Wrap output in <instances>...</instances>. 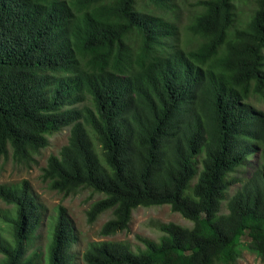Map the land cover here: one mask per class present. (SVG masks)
Returning a JSON list of instances; mask_svg holds the SVG:
<instances>
[{
  "label": "trees",
  "instance_id": "obj_1",
  "mask_svg": "<svg viewBox=\"0 0 264 264\" xmlns=\"http://www.w3.org/2000/svg\"><path fill=\"white\" fill-rule=\"evenodd\" d=\"M233 1L199 0L182 45L167 0H76L81 16L64 0H0V159L29 168L68 128L42 178L101 197L87 219L111 211L102 237L140 207L192 223H157L141 247L90 242L84 264H236L243 249L264 261V112L252 101L264 99V0L241 27ZM0 201V264H77L65 209L39 251L29 182L1 184Z\"/></svg>",
  "mask_w": 264,
  "mask_h": 264
},
{
  "label": "rangeland",
  "instance_id": "obj_2",
  "mask_svg": "<svg viewBox=\"0 0 264 264\" xmlns=\"http://www.w3.org/2000/svg\"><path fill=\"white\" fill-rule=\"evenodd\" d=\"M67 2L77 16H81L82 9L75 6L76 0H64ZM199 0H167L168 8L164 10L165 14L173 18L180 29V42L182 45H188L191 35L188 34L187 27L191 23V19L197 13ZM235 5V27H241L249 21L252 12L257 7V0H234ZM253 104L264 112V99H254ZM69 137V129L50 138V145L42 150L36 157V163L29 168L18 166L9 158L0 159V185L1 184H18L24 180L29 182L32 194L37 203L43 209V223L41 224L38 234L39 238L35 247L42 251L45 249L48 237L49 221L55 216L58 207L65 209L67 217L71 220L74 227L77 242L75 251L78 254L77 264H84L81 260V252L83 247L90 242L115 241L125 242L133 248L140 246L138 237L150 240H158L160 232L157 229V223H175L182 227L191 228L192 223L182 218L179 214L173 213L168 206L138 208L133 211L131 222L127 231L119 232L111 237H102L100 234L102 226L112 217L111 211H107L100 215L95 222L89 223L87 212L92 204L101 197L92 196L89 191L82 190L76 194L66 196L50 189L47 182L42 178V169L45 167L47 159L51 156H57L61 148L67 144ZM252 161H256L255 155L251 157ZM238 177L249 176L253 168L249 165L241 168ZM240 187V183L233 186L228 192L230 197L235 190ZM225 204V203H224ZM7 206L0 201V210L6 209ZM225 206L223 207V211ZM243 243V242H242ZM236 264H264V261L257 257L254 253L243 249L240 258Z\"/></svg>",
  "mask_w": 264,
  "mask_h": 264
}]
</instances>
